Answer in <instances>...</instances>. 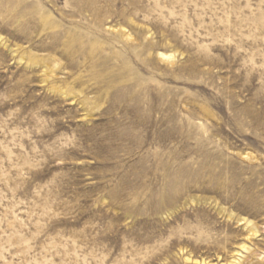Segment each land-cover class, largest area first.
<instances>
[{
	"label": "rangeland",
	"instance_id": "rangeland-1",
	"mask_svg": "<svg viewBox=\"0 0 264 264\" xmlns=\"http://www.w3.org/2000/svg\"><path fill=\"white\" fill-rule=\"evenodd\" d=\"M231 254L264 264V0H0V264Z\"/></svg>",
	"mask_w": 264,
	"mask_h": 264
},
{
	"label": "bare ground",
	"instance_id": "bare-ground-1",
	"mask_svg": "<svg viewBox=\"0 0 264 264\" xmlns=\"http://www.w3.org/2000/svg\"><path fill=\"white\" fill-rule=\"evenodd\" d=\"M239 224H243V223H239ZM243 226H244L243 230L244 229L246 230V231L244 230L246 233L244 239L255 238L256 233L258 232V228L256 226L252 225L250 222H247V221H246V224ZM239 248H240V250H248L249 251V248L245 247V245H243V244H241V245L239 244ZM237 253H239V250L237 251ZM231 257H234V255L231 254ZM234 258H236V259H233L232 261L221 263V264H238L240 261V258L239 257H234ZM207 263H209V262H207ZM209 264H212V263H209Z\"/></svg>",
	"mask_w": 264,
	"mask_h": 264
}]
</instances>
